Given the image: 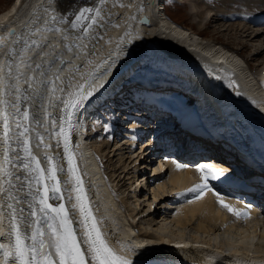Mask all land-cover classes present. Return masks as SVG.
<instances>
[{
    "label": "bare ground",
    "instance_id": "obj_1",
    "mask_svg": "<svg viewBox=\"0 0 264 264\" xmlns=\"http://www.w3.org/2000/svg\"><path fill=\"white\" fill-rule=\"evenodd\" d=\"M160 1L161 0H106V3L101 6L103 9L102 14L104 15L103 26H96L91 30L92 34L86 37L83 41V43L87 45L86 48L78 49L73 47L72 52H67L65 48L64 50H61L58 45L59 40L57 39L60 34L48 33L47 41H45L46 46L42 49H36L33 52L28 53V55L31 56L33 68H35L36 63H41L42 68L39 69V73L40 71H44L48 73L49 78H54L53 73H56L57 65L62 58L65 61V66L61 68L62 71L60 72V75L62 77L67 76L70 69L78 67L80 71L76 72L75 75L76 79L79 81L81 73L86 74L90 70L95 71L98 65H102L99 72H96L95 79L91 80V83L94 86L103 84L104 87L100 88L99 92L96 93L97 98L93 102L87 104V107L82 111V114L79 116V118L73 121L75 130L73 129L71 132V143L74 147L76 161L84 181V186L87 190L88 198L91 201L92 211L94 215L102 221L100 227L105 236L119 248V252L121 254H126L129 256V258H132L134 260V264L145 262L155 263L158 261V258L163 260L177 259V256L173 254H175V252L181 254V251H184V247H176L182 243V246H196L199 248L193 250V252L196 254H203L206 249H209L210 254L208 257L210 259V263H214L218 260V257L211 254L214 253L224 255L230 250H233V253L242 254V256L250 255L253 258H264V251L263 253L252 251L250 250L252 248L250 247L251 244H249L250 238H252L251 240L253 241V237H257V234L264 238V226H258V223L264 224V213H257L254 208L250 206H243L239 201L231 199L223 193L222 189L214 186V180L211 178H209L208 183L212 187L208 186L207 189H204L202 195L200 189L192 190L196 188L197 185L202 184L201 172L194 168V164L190 165L181 157L177 158L178 160L173 161L172 157H167L164 153H162L163 148L161 147L163 146L160 145V142L162 144V140L165 136L167 139L170 138L169 133L166 131L167 129L163 128V131L155 134L152 137L151 142L148 144V147V138L145 139V144L143 143V145H145L147 149H144V151H147L148 148L152 146L151 150L148 152L149 158L147 159V165L149 166L144 167V172H140L139 175H134L137 186L134 188L131 184L129 193L136 195L135 190L137 188H142V184L138 182V180L144 179L146 171H151L153 169V174L151 176L154 177V184H151V186L147 185L148 176L146 179H144L145 188L141 189L140 192V194L142 193L140 196L144 197L143 200H145L147 196L143 192L147 193L148 190H150L152 202L156 203V205H165L166 201L171 202L174 198L175 202H179V206L173 209L176 210L174 212L168 211L166 209L173 208L170 206V203L166 205L167 207H164V213L162 214L163 216L161 217V221L165 222L170 220L173 224H176L181 228H187L188 226H191L192 229L195 228L197 231L205 235L213 234L214 231H227V228L237 227L235 229L236 231H230L238 234L237 237L239 236L240 239L238 241L236 240L235 244H231L229 249L226 250L224 247L222 248L219 243H215L217 239H215L214 243H212L213 241L210 239L199 240L195 237H192V239H194L193 241H187L184 239V235H181L182 233L176 234L171 230V232H169L171 235L167 236L165 233L168 229L163 226L160 228V232L158 233L162 235H156L154 238H151L152 236L148 235L146 232L141 231L145 235L139 234V232L135 230L134 226L132 227L130 223L131 221L133 224H135L134 218L136 215H138L134 213L135 209L130 212L131 214L130 217H128V220L123 215L120 204L116 202V199L113 197L114 195L109 189V185L117 180L115 175L119 171L121 172L119 175L122 176V174H124L123 178L125 179L127 173L129 172V170L127 172V168L125 169L124 166L126 160H124V164L122 165L123 167L119 166V169L114 168L111 171L109 170L111 173V179L109 178V180L106 181L101 175V170L98 166L97 160L93 156V153L84 144L83 136L85 135V126L83 120L85 116L86 118L87 116L89 117V112L95 113L96 121L98 123L102 122L103 124V121L106 120V124H104L106 127L104 129L105 136L111 134L112 136H115L116 133L114 132L117 131L121 124H123L122 119H126L127 121L129 117H132V120L135 118L134 121H128L125 124L126 129L124 132L127 133L128 131V134H125L128 140L126 143H123L119 146V149H117L119 151L125 149L124 146L126 144H128L127 148H130L129 146H134L137 140H144L145 137H149V129H144L145 126L139 125L142 124V118L135 117L139 114L128 112L127 110L130 106L126 107L127 101H131L130 104H134L135 106H137L138 103H141L139 92L142 91L141 94L144 96V100L148 109H151V106L152 109L155 107L162 109V111L154 114L155 119L157 120L156 126L161 125L159 121L163 118V124H166L171 129H175L174 131H171L172 135H174L179 130H176L179 126L195 128L200 124V126H202V124L206 123L207 121L208 126H212V124L215 123L216 126H214V128L221 130L224 133H229L234 128L235 131L234 135L232 136L234 140L236 137L237 140L243 142L244 144L246 140L248 146L251 147L250 148L246 145H242L246 151L253 153L252 150L255 149L254 151L256 153L264 156V66L262 69L258 70V73H256V76L258 74V80L261 81V84L258 82V87H256L257 84L255 85V83H253V80L250 78L251 75L248 73L249 71L246 70L247 68H243L245 65L243 66L241 61L236 58L235 55L229 54V52L222 47H216L217 44L213 43V41L201 39L197 34L204 30V26H206L217 13L226 15L227 12L223 13L224 10L220 9L218 5L219 3L217 4L218 6L213 7L211 4L214 0H180L186 1L185 4H187L188 13L194 24L193 26H196L195 30L192 27L178 28L175 26L176 24L166 15L164 11L165 9H161L162 11L158 9ZM98 3L99 0H76L74 3H70V0H59V4L57 5L56 0H53L52 3H50L49 0H13L8 9L0 12V38H4L8 47L15 48L16 52L18 53L20 46L12 45L11 41L14 39V37L8 35V31L10 29H13L17 35H28L29 24L31 21L36 20L37 18L42 19L50 14H54L53 10L57 7L61 13L65 14V8L67 6H71V8L68 10L71 12L69 17H67L69 18V21H71L74 19V13H77L80 8L95 6L98 5ZM214 3H217V1L213 2V4ZM121 5H123V7H121ZM45 9H48L47 13L45 12ZM248 15H252L254 17L255 20L253 21V24L255 26L258 25L262 27L264 25L262 24L264 22V9L255 8L254 10L250 11ZM143 16H146L149 19V24H143L141 22V18ZM132 17H134V19H132ZM84 23H87V21ZM36 26V24L31 25L32 28H35ZM61 27L67 28V25H63ZM126 32H131L132 36H126ZM35 39L39 40L40 37L36 36ZM122 40L123 44L121 45V48L123 51L118 52L117 45ZM70 43L75 44L79 42L73 41ZM48 44L53 45L54 48L47 47ZM166 50L171 54L173 52L176 54H183V59L177 61L174 58H170ZM7 51L8 48L0 49V61H4L6 59L5 52ZM35 51L36 53L34 54ZM53 51L56 53L55 59H53L51 55L48 57H43L39 54L42 52L52 53ZM134 51L139 52L138 58L134 61L136 62L135 64L131 58V54ZM191 54L193 55L191 56ZM187 55L191 56L193 60L186 58ZM200 55L205 58L200 57ZM195 57L198 58V60L202 63H205L207 68H214L217 73H212L207 70V68H204L201 62H196L194 60ZM54 61H57L56 65H52L50 67L51 72H48V65L54 63ZM105 61H107L109 64L114 62L115 67H108L105 65ZM143 61L154 68H159L171 75L178 76V78L182 80L184 87L189 90V93H192V95H189V97L193 99L194 104V110L191 112V119H186L188 118L186 117L180 118L177 121L179 117L173 118V114H169V110L166 109L164 99L160 97L163 96V93L158 92L154 95L156 97H154L151 96V92L147 91L146 87H144H164L166 84H168V80L172 79L171 76L163 75L160 78L154 79L148 78L149 76L145 75L144 78L142 76L140 80L136 78H134L136 81L128 80L129 73L131 72L129 70L134 69L136 65ZM106 71L110 72L111 74L105 75ZM198 72L207 74V79L205 80L203 75L202 82L196 83L198 85H195L194 83H188V78L195 79L202 75V73ZM228 73L231 75L229 76ZM28 75H33V72L29 71ZM38 79L43 78L38 77ZM141 81H143L144 84L139 83ZM153 81H155V83H153ZM231 81L233 82L234 86L230 83ZM26 86L29 93H31L32 90L28 88V85L22 84V88H25ZM36 87L40 86L36 85ZM122 87L123 89L120 92H125V94L122 95L116 93V91ZM40 91L43 93L44 89L40 87ZM126 91H134V93H132V96L128 99H123V97L127 94ZM57 95H60V93H57ZM231 97L232 100H230ZM112 98L113 100L114 98L119 99V101H117V105L111 108L113 112L117 110L116 108H119L118 114H112L109 109L106 111L107 107L105 103L112 101ZM137 99L139 102H137ZM250 100L254 101V103H252ZM148 102H154L156 104L150 105ZM52 104L57 106L52 107L48 98H44L42 100L40 96L33 94L31 99L25 101L22 105V107L33 106L31 110L35 118L37 115L40 117V123L33 125V128L36 127L37 129H34V132L32 133L33 139L31 141V145L32 151L36 157L39 158L41 166L44 168L48 167V164L45 160L46 155H56L57 153H60L61 155L63 154L62 146L57 147V140L50 137V133H52L54 129L50 121L46 119L44 111V109H47V112L51 114L52 119L59 120L60 116L62 115V107L54 98L52 99ZM41 105H43V108ZM169 106L175 107V104L170 101ZM148 109L145 111L146 114ZM235 109L242 110V114L237 113L235 119H228V115L234 113ZM254 110L257 112V114ZM126 111L127 114L129 113V116L123 115ZM97 114H100V117ZM144 116L145 114L142 115V117ZM145 121L148 122L147 120ZM56 130H58V128ZM99 131L103 132L102 128L99 129ZM35 133H40L41 135L46 136L48 138V143H45L44 141L43 143L52 145V148H44L41 150L40 146H37L39 142H37V139L35 138ZM141 135L143 138L136 140V138ZM122 139L124 138L122 137L120 142H123ZM116 142H119V140ZM172 142L173 141H170L171 144ZM109 148L110 147L108 145H105L103 150H107ZM222 149L228 148L223 146ZM210 150L212 149L210 148ZM187 155H189L190 158L195 157L190 152L187 153ZM234 158L236 162L242 161V157L237 158L235 155ZM247 158L254 160L250 156H247ZM107 159V156L105 159L101 158L104 164ZM162 159L164 161H162ZM101 160L99 161L101 162ZM203 161L207 162L206 160ZM157 162L158 167L154 168ZM60 163L66 167V163L63 159L60 160ZM143 163H145V159ZM137 168V166L134 167V169ZM208 169L215 171L214 168L211 167ZM241 169L244 171V174L247 172L244 167H241ZM21 174L23 175L24 173ZM259 178L262 181L264 179V174H260ZM59 179L63 181L68 179V177L64 173H60ZM124 179L120 182H124ZM155 184L157 187L154 189L153 187ZM71 188L72 184L69 183L64 189V201L53 199L49 202L54 206L58 205L60 202H64L66 207H70V204L67 201V194L68 190ZM112 189L114 190L115 188L112 186ZM93 190L95 191L97 197L94 196ZM119 195L120 198L123 197L121 194ZM140 196L138 197L137 195L134 197V199L137 197L140 199ZM220 198H223L224 203L231 205L234 209L241 212H247L248 216H237L233 212L227 210L235 218V222L233 223L231 221V224L228 222L229 220L226 215L222 212L223 210L220 209L222 206L219 202ZM138 199L135 200L137 201L135 204L137 207L139 206ZM146 201L152 206L153 203L149 202V199H146ZM156 208H152V210H150V215L148 214L147 218H152L159 213V211H157L158 209ZM161 208L163 207L160 206V209ZM25 209L27 210V205H25ZM75 219H78V214L77 217H74V220ZM75 226L78 228V232H83V229L79 226V224H76ZM111 228H113V230H111ZM44 230L45 232L48 231L46 226L44 227ZM143 230L145 231V229ZM119 231L121 234H123L125 242H121L118 239L119 236L117 235V232ZM230 231H228V233ZM133 235H136V238L141 237L150 239L151 241H136V245L126 242V238H131ZM43 239L46 244H51L52 242V238L49 235H45ZM177 240L179 241L176 242ZM0 242L7 241L4 238H0ZM121 245H128L135 249V252H123L121 250ZM52 251L54 254V249ZM193 252L184 253L185 255H189V257L191 255L198 257L194 255ZM156 254H163V256L155 259H149L150 256ZM0 259H2V257H0ZM242 262L243 261H240L239 263Z\"/></svg>",
    "mask_w": 264,
    "mask_h": 264
},
{
    "label": "snow or ice",
    "instance_id": "obj_2",
    "mask_svg": "<svg viewBox=\"0 0 264 264\" xmlns=\"http://www.w3.org/2000/svg\"><path fill=\"white\" fill-rule=\"evenodd\" d=\"M49 2L52 3L53 0ZM56 3L58 5L59 0H56ZM105 3L106 0H99L98 5L80 8L74 13V19L71 21L57 7L53 10L54 14L31 21L28 35L10 33L14 37L12 45L20 46L18 53L15 48L8 47L4 38H0V49L8 48L5 52L6 59L0 61V238L7 241L0 242V264H134L132 258L121 254L110 244L101 230L102 221L92 211L71 143L73 121L79 118L87 104L100 88L104 87L103 84L94 86L91 83L102 65H98L95 71L81 73L79 81L75 75L80 71L78 67L70 69L69 74L63 77L60 75L61 69L53 73L54 78L47 77L44 71L39 73L43 79L28 75L29 71L35 73L42 68L41 63H36L33 68L28 53L44 48L48 33L60 34L64 42H68L70 38L79 42L65 43L67 52H72L73 47L86 48L87 45L83 41L92 34L91 30L96 26H103L104 15L101 6ZM45 12L47 13L48 9H45ZM85 21L87 23H84ZM32 24L37 26L32 28ZM69 28L82 31L72 37ZM125 35L131 37L132 33L126 32ZM36 36L40 39L32 38ZM122 44L123 40L117 45L118 52L123 51ZM47 47L54 48L51 44ZM39 54L56 58L54 51ZM60 63L65 61L61 58ZM105 65L115 67L114 62L109 64L105 61ZM47 71L51 72V68ZM110 74L105 72V75ZM22 84L28 85L32 92L22 88ZM36 85L42 87L44 92L42 93ZM33 94L40 96L42 100L48 98L50 105L56 107L57 105L52 104L54 98L62 107L59 120L52 119L51 114L44 109L46 119L54 129L50 137L57 140V147L63 148L62 155L57 153L45 156L48 164L46 168L41 166L31 145L33 125L39 124L40 121L31 110L33 106L22 107ZM41 107L43 108V105ZM35 138L39 141L37 146L52 148V145L43 143L45 137L40 133H35ZM61 159L65 161L66 167L60 163ZM197 170L201 172L202 184L192 190L200 189L201 195L208 187L209 178L217 180L225 176L224 172L213 171L204 165H200ZM60 173H64L68 179L61 181ZM69 183L72 184L67 194L70 207H66L64 202L56 206L50 203L53 199L65 200L64 189ZM219 202L237 216H248L247 212L238 211L224 203L223 198H220ZM77 214L78 219L74 220ZM76 224H79L83 232H78ZM45 226L47 232L44 230ZM45 235L52 238L51 244L45 243ZM121 250L135 252V249L128 245H121Z\"/></svg>",
    "mask_w": 264,
    "mask_h": 264
},
{
    "label": "rangeland",
    "instance_id": "obj_3",
    "mask_svg": "<svg viewBox=\"0 0 264 264\" xmlns=\"http://www.w3.org/2000/svg\"><path fill=\"white\" fill-rule=\"evenodd\" d=\"M75 1L76 0H70V3H74ZM178 1L179 2H176V1L173 2L172 0H161L159 3L158 9L160 11H162L161 9H165L164 11H165L166 15L168 16V18L171 21H173L176 25L178 24L179 27L180 26L185 27V28L192 27L196 30V26H193L194 24H193L192 18L190 17V15L188 13L187 4H185V2L188 0H186V1L178 0ZM216 1H217V3L213 4V2H216ZM218 1H220V2H218ZM12 2H13V0H0V12L8 9V7L12 4ZM217 4L219 5L220 9L224 10L223 13L227 12L226 15L225 14L221 15V13L220 14L217 13L216 15H214L215 17L213 16L211 21L206 26H204L205 27L204 30L200 31L197 34L200 36L201 39L213 41V43L217 44L216 47H222L226 51H228L229 54L235 55L236 58H238L241 61L243 66L245 65L243 68L244 69L247 68L246 70H248L249 75H251L250 78L253 80V83H255V85L257 84L256 87H258L259 81H258V74L256 76V73H258V70L262 69L264 66V44H263V42H264V25L262 27H260L258 25L255 26L253 24V21L255 20L254 17L252 15H248V14L250 11L254 10L255 8L264 9V0H214V1H212L211 6L216 7V6H218ZM67 7L65 8L64 12H65L66 16L69 17V14L71 11L69 12L68 10L71 8V6H67ZM224 7L225 8L227 7V8L225 9ZM240 12H242V13H240ZM246 12H248V13H246ZM262 24H264V22ZM224 25H225V27H224ZM228 26H229V28H228ZM68 27L69 26L67 25V28ZM79 31L75 30V29H69V32H70L72 37L78 35ZM57 39L59 40L58 45L61 48V50H64V44L65 43H70V42L74 41L70 38V40L68 42H64L62 40L61 35L59 37H57ZM246 70H244V71H246ZM129 71H131L129 73V77L131 79L129 78L128 80H132L134 78L140 79L142 76L144 78L145 75H148L151 77H155L156 75H158L157 76L158 78H160L163 75L171 76V74L165 72L162 69L154 68L153 66L147 64L145 61L136 65L134 69L129 70ZM166 94H169V96L171 98L170 100L165 101V105H166L167 109H170V106H169L170 101L173 104H175V107H177V109H178L174 113H169V114H173L172 115L173 118H175V117L178 118L180 116L182 117V115L187 116L194 110L193 109L191 111L192 106H190L191 102H193L192 98L189 97L188 100H185L180 95L179 92H176V90L175 91L170 90ZM127 111L133 112V114L134 113L137 114V112H134L131 109H128ZM127 111L123 114L124 116L129 114V113L127 114ZM188 112H190V113L186 115V113H188ZM89 113H92V114H89ZM89 113H88L89 117L87 116V118H86V116H85L84 120H83L84 126H85L84 127L85 128V135L83 136L84 137V144L93 153V156L95 159L98 158L99 160H101V158L105 159L107 156L108 159L105 162V164L103 163V160H101V162H99V160H98V162H99L98 166L101 170V175L103 176V178L106 181L109 180V178L111 179L110 171L114 168L119 169L124 164V160H126L124 166H125V169L127 168V172H128V170H129V172L127 173L125 179L123 178L124 174H122V176L119 175V174H121V172L119 171L115 175V177H117V180L114 183L109 185L111 187V188L109 187V189L111 190L112 194L115 193V197L114 196L113 197L116 199V202L118 204H120V208L123 211V215L127 219H128V217H130V214H131L130 212H132L135 209L134 213L138 214V215H136V217L134 218L135 224L132 225V227L134 226L135 230L140 232L139 234H144L142 232H146L148 235L152 236V237L150 236L151 238H154L156 235H158V236L162 235V234H158V233L160 232L159 231L160 228L163 226V227L168 229V230H166V233H165V234H167V236L171 235V234H169V232L172 231L176 234L182 233L181 235H184L183 236V237H185L184 239L189 240V241L194 240V239H192V237H195L196 239H199V240L200 239L201 240H204V239L209 240L210 239L213 241L212 243H214L215 239H217L215 241V243H217V244L219 243L221 245V247L222 248L224 247L226 250L231 247V244L232 245L235 244L236 240L238 241L240 239L239 236L237 237L238 234H235V233L230 231V230L236 231L235 229L237 227L227 228L226 229L227 231H214L213 234L205 235V234L197 231L195 228L192 229L191 226H188L187 228H181V227H178L176 224H173L170 220L162 222L161 217L163 216L162 214L164 213V210H163L164 207L166 205H168L169 203H170V206H172V207H178L179 206L178 204L174 205V204H172V202L166 201L165 205L164 204L156 205V203L152 202V195L149 193V190L147 193L143 192L144 194L147 195L145 200H143L144 199L143 196H140V195H142V193L140 194V192H141L140 190L138 192L135 190L136 195L129 193V188H131L130 187L131 184L134 188L137 186L135 183L136 178L134 177V175L135 174L139 175L140 172L145 171V168H144L145 166L146 167L149 166V165H147V163H148L147 159L149 158L148 152L151 150L152 146H150L147 151H144V149H147L148 144L151 142V139L155 134L163 131V128H164L163 118L159 121L161 125L156 126L157 120L155 121L154 118H152L150 115L149 116L146 115L147 117H145V118H147L149 120V122H143L142 124H139V125L145 126L144 129L145 128L149 129L148 130L150 133L149 137H145L144 140H137V139L143 138L142 135L138 136L136 138L137 141H136L134 146L132 145V146H129L130 148H127L128 144H126L125 146L123 145L125 149L119 151V150H117V149H119V146L122 145L123 143H126V141L128 140L127 136L125 135V134H128V131H127V133L124 132L126 129L125 124L128 121L129 122L134 121V119L132 120V117L131 118L129 117L127 119V121H126V119L125 120L122 119L123 124H121L119 126V128L117 129V131L114 132L116 134L121 133L120 135H122V136L116 135V134H115V136L114 135L112 136V134L105 136L104 129L106 127L104 124H106V120L103 121V124H102V122L98 123L96 121L95 113H93V112H89ZM130 114H132V113H130ZM97 115L100 117V114H97ZM162 117H164V116H162ZM90 118H91V121H90ZM94 118H95V120H94ZM97 124H100L102 126L97 125ZM205 124H207V121ZM212 126L214 127V126H216V124L213 123ZM101 128H102L103 132L99 131V129H101ZM112 130H113V127H112ZM148 131H147V133H148ZM143 133H145V132H143ZM122 137L124 138V139H122L123 142H120ZM147 138H148V143H147V147H146L145 145H143V143L145 142V139H147ZM118 140H119V142H116ZM105 145H108L110 148L107 150H103ZM141 145H142V147H141ZM121 153H123L124 155ZM143 158L145 159V163H143V161H144ZM143 164H145V165H143ZM136 166L138 168L134 169V167H136ZM156 167H158V162L156 163V166L154 168H156ZM152 174H153V169L151 171L147 170L145 173L144 179H146L147 176H148L147 179L153 177V176H151ZM123 179H124V182L123 181L120 182ZM144 179L138 180V182H140L142 184L143 188H145ZM112 186L115 188L114 190L112 189ZM119 194H121L123 197L120 198ZM137 195H138V197L140 196V199H138V197L134 199V197H136ZM137 199H138V204H139L138 207L135 205L137 203V201H135V200H137ZM146 199H149V202L153 203L152 206L150 203H147ZM162 205H164V206H162ZM160 206L163 208L160 209ZM152 208L158 209L157 211H159V213L156 212L158 214H156L154 217L147 218V215L149 214L150 210H152ZM220 209L223 210L222 212L228 218V220H229L228 222H230L231 224H232V222L233 223L235 222L234 216L231 215L229 213V211H227L228 209H226V207L221 206ZM135 214H133V215H135ZM251 221H254V220H251ZM139 226H141V227H139ZM258 226L262 227V226H264V224L258 223ZM143 229H145V231ZM228 231H230V232L228 233ZM258 235L259 234H257V237L256 236L253 237V241L251 240L252 238H250V241H249V244H251L250 247L254 248V249L251 248L250 250L263 253V251H264V246H263L264 245V238H262L261 235H259V236ZM152 242H154V241H152ZM222 250H224V249H222Z\"/></svg>",
    "mask_w": 264,
    "mask_h": 264
},
{
    "label": "water",
    "instance_id": "obj_4",
    "mask_svg": "<svg viewBox=\"0 0 264 264\" xmlns=\"http://www.w3.org/2000/svg\"><path fill=\"white\" fill-rule=\"evenodd\" d=\"M141 22L144 23V24H148L149 19H148L147 17L144 16V17L141 19ZM12 32H14V30H13V29H10V30L8 31V35L11 36L10 33H12ZM131 58H132L133 60L137 59V58H138V52H136V51L132 52V54H131ZM60 67H62V64H60Z\"/></svg>",
    "mask_w": 264,
    "mask_h": 264
}]
</instances>
